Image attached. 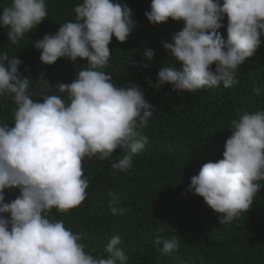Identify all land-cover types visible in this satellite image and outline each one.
<instances>
[{
	"label": "clouds",
	"instance_id": "clouds-1",
	"mask_svg": "<svg viewBox=\"0 0 264 264\" xmlns=\"http://www.w3.org/2000/svg\"><path fill=\"white\" fill-rule=\"evenodd\" d=\"M73 11L74 21L59 24L55 34L34 43L46 65L61 57L73 64L78 58L86 60L87 67L70 83L50 86L43 73L38 75L36 83L64 96L33 99L30 79L18 70L22 62L0 54V96L15 105L12 126L0 123V264H126L129 259L118 246L120 235L107 242V256L93 255L86 251L80 232L49 216L53 209L67 213L87 197L86 158L108 160L120 172L130 169L133 154L148 142L142 130L154 111L138 85L118 86L103 71L112 37L124 43L136 27L131 9L113 0H82ZM144 15L153 25L183 21L171 42L162 45L180 67H161L156 84L149 80L150 86L169 84L178 93L237 84L238 67L254 55L264 35V0H151ZM225 16L226 39L218 31ZM47 17L45 0H10L0 11V27L7 28L8 41L15 45ZM153 56L150 48L143 52L149 62ZM253 92L259 95L260 88ZM229 131L223 158L204 163L188 185L222 225L247 212L262 187L258 181L264 180V111L241 110ZM117 150L127 154L112 162ZM5 189H18L19 194L5 202ZM108 196L111 214L126 211L113 192ZM154 245H162L156 250L169 256L180 241L175 235L156 237ZM175 264L187 262L176 257Z\"/></svg>",
	"mask_w": 264,
	"mask_h": 264
},
{
	"label": "trees",
	"instance_id": "trees-1",
	"mask_svg": "<svg viewBox=\"0 0 264 264\" xmlns=\"http://www.w3.org/2000/svg\"><path fill=\"white\" fill-rule=\"evenodd\" d=\"M81 2L45 0L48 17L15 45L8 41L7 28L0 27V54L6 52L22 62L18 70L30 79L28 91L33 99H41L44 94L65 95L36 83L40 73L54 86L70 83L75 73L87 67L86 60L79 58L75 64L64 57L51 65L43 64L40 50L34 47L45 34H55L59 24L74 21L73 9ZM113 2L131 9L136 27L124 43L112 37L108 45L111 56L103 71L110 73L118 86L138 85L145 100L154 106L148 126L142 130L148 142L133 154L132 167L125 172L113 170L108 160L86 158L87 197L67 213L53 209L49 216L63 220L74 233L80 232L86 251L93 255L107 256V242L112 235H120L118 246L129 257L126 264H175L176 257L187 264H264V180L258 181L262 187L250 209L228 225L219 224L217 214L202 197L188 190L190 177L197 175L204 163L223 158L230 121L238 118L241 110L264 111V35L254 55L238 67L237 84L178 93L169 84L150 86L149 80L156 84L161 67H180L162 45L171 42V35L182 29L183 21L149 23L144 13L150 11L151 0ZM9 3L0 0V11ZM222 23L224 27L218 31L226 39V16ZM148 48L154 50L150 62L143 57ZM131 61L141 66H133ZM146 63L148 68L142 66ZM210 67L214 70L215 64ZM254 88H260L259 95L254 94ZM14 107L10 99L0 96V123L12 126ZM125 154L117 150L112 162ZM109 191L116 195L118 206L126 210L122 214L109 211ZM18 194V189H5V202ZM173 235L180 241L179 248L169 256L160 254L156 249L162 245H154L155 238Z\"/></svg>",
	"mask_w": 264,
	"mask_h": 264
}]
</instances>
